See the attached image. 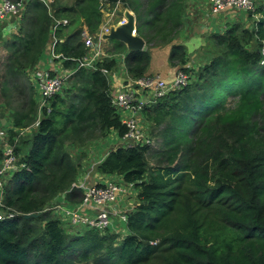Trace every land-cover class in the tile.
Instances as JSON below:
<instances>
[{
    "label": "trees",
    "instance_id": "obj_1",
    "mask_svg": "<svg viewBox=\"0 0 264 264\" xmlns=\"http://www.w3.org/2000/svg\"><path fill=\"white\" fill-rule=\"evenodd\" d=\"M118 1L109 0L108 7ZM120 1L135 14L137 31L147 45H171L170 66L190 77L185 87L143 110L158 148H116L96 168L138 191L127 233L70 232L44 212L55 194L77 181L81 170L71 162L66 143L83 146L112 131L120 137L126 132L102 73L114 69L116 62L106 58L94 70H78L69 90L54 95L39 111L38 125L26 140L28 150L18 162L21 167L4 187V210L14 216L0 221V264H264V0L250 12L260 16L251 27L232 24L223 33L211 34L204 46L205 62L190 73L184 46L173 44L185 0ZM51 5L53 18L67 21L54 33V53L60 56L55 60L66 59L63 67L72 69V59L87 52L82 31L93 35L99 29L100 3L52 0ZM52 20L45 5L26 0L17 34L4 42L8 61L26 59V66H36L51 46ZM109 42L116 54L126 50L121 42ZM148 48L127 53L131 79L144 77ZM21 71L12 65L10 75ZM231 96L238 97L234 108L228 107ZM31 106H36L33 100ZM34 114L16 115L8 125L26 128ZM15 133L8 131L10 142ZM81 194L73 189L66 199L80 200ZM28 214L39 216L24 219Z\"/></svg>",
    "mask_w": 264,
    "mask_h": 264
},
{
    "label": "built area",
    "instance_id": "obj_2",
    "mask_svg": "<svg viewBox=\"0 0 264 264\" xmlns=\"http://www.w3.org/2000/svg\"><path fill=\"white\" fill-rule=\"evenodd\" d=\"M26 0H0V29L6 19L11 15L22 14ZM44 4L53 19V25L50 31L52 43L50 47V55L53 60L58 59L54 53V45L57 40L54 33L58 26H66V20H55L52 16L51 4L52 0H36ZM101 7L102 15L107 13L109 0H98ZM122 1H118L120 3ZM123 3V2H122ZM211 16L219 17L222 14H231V12H253L255 5L252 0H205ZM108 8V9H107ZM127 20L122 17L116 25H124ZM110 28L101 27L95 34L90 35L86 30L81 33V39L84 47L87 49L85 55L78 59H72L74 68L59 71L38 70L36 74L35 87L38 92L41 104L39 109L47 106V101L54 95L59 94L64 85L78 70H94L97 62H99V52L95 49L96 40L109 34ZM132 36H138L135 28L131 32ZM62 42V41H61ZM264 57V46L261 49ZM66 59L58 60L63 63ZM264 65V58L260 62ZM102 73L110 76V72L102 70ZM126 80L116 92H112L111 103L117 112L120 122L125 126L126 132L121 137L127 143V147L131 146H154V139L150 137L144 130L143 110L146 106H150L158 99L163 98L169 91L177 90L185 87L190 83V77L185 72L178 70L173 75V80L167 83L159 76L142 77L138 79ZM38 121L35 122L34 129L37 127ZM16 132V135L10 142L8 131ZM28 129H15L12 125L0 127V221L5 217L12 218L13 213L4 210L2 199L4 195V187L9 178L19 170V157L16 154V146L18 142V133ZM73 187L78 188L77 185ZM136 190L133 184L125 183L121 177H115L111 180L101 183H95L88 187L77 205L69 204L63 200L62 204H55L53 214L67 231H86L95 230L100 233L110 232L123 236L127 233L126 223L128 215L134 210L136 199L131 198L132 193ZM130 197L131 200L126 201ZM68 200V199H66Z\"/></svg>",
    "mask_w": 264,
    "mask_h": 264
},
{
    "label": "crops",
    "instance_id": "obj_3",
    "mask_svg": "<svg viewBox=\"0 0 264 264\" xmlns=\"http://www.w3.org/2000/svg\"><path fill=\"white\" fill-rule=\"evenodd\" d=\"M185 11L182 16V26L179 30L178 35L173 41V44H179L185 47V54L187 53L188 56H185V63L187 66L191 68H197L199 65L205 62L204 55H203V48L206 44V39L213 33H223L225 32L234 22V16L231 14H222L219 17L211 16L209 9L205 3V0H185ZM133 15L135 18V28L137 30V21L135 14L128 8H125L124 3H116L112 7L107 10L105 15H102V20L99 26L101 27L107 26L110 28L109 33L115 30L118 25L117 22L126 15ZM237 21V20H236ZM21 23V15H11L9 16L6 21L4 22L3 26L1 27V34H0V42L4 43L9 41L14 34H17L19 26ZM198 23V24H196ZM231 23V24H230ZM197 25L199 30H195L194 26ZM229 24V25H228ZM84 29V28H83ZM98 29V30H99ZM85 30V29H84ZM192 30V32H191ZM199 32V34H198ZM190 33V37H189ZM197 33V34H196ZM137 34L140 38L139 32ZM143 39V38H142ZM144 41V39H143ZM145 42V41H144ZM96 47L95 49L99 52V60L102 59H111L113 58L116 62V66L114 69L111 70L110 76L108 77L110 87L112 92H116V90L121 87V85L128 79L126 66H125V57L130 50L126 47L122 53H114L113 44L109 42L107 38H101L100 40H96ZM170 47H160L159 50L156 48L159 47H150V63L147 67L144 77H153L159 76L161 79L165 80L167 83L168 77H172L175 73L176 68H172L169 64V52ZM149 49L147 43L145 42V47L142 51ZM202 52V57L199 58V61L202 60V63H192V56L200 55ZM47 62V64H46ZM44 68V70L50 71H59L65 70L62 66L61 61H54L51 57L50 53L46 54L45 57L40 62V67ZM67 71V70H65ZM130 78V77H129ZM173 80V79H172ZM23 129V128H22ZM36 129V128H35ZM116 137L119 139V143L112 149L108 148L106 151L102 152L101 147H96L95 145L89 148L86 151L87 159L85 163H81V170L77 177V185L78 190L81 191V195H83L84 191L95 183L106 182L111 180L116 175L107 176L101 175L96 171L97 166L104 160L106 155L116 149L121 147H127V143L121 139L120 136L114 131L110 132L107 137L104 138V143L111 142L113 140H117ZM118 141V140H117ZM95 144V143H94ZM103 147V146H102ZM87 164V166H86ZM88 170V171H87ZM76 200V199H75ZM75 200H66V203L77 205Z\"/></svg>",
    "mask_w": 264,
    "mask_h": 264
},
{
    "label": "rangeland",
    "instance_id": "obj_4",
    "mask_svg": "<svg viewBox=\"0 0 264 264\" xmlns=\"http://www.w3.org/2000/svg\"><path fill=\"white\" fill-rule=\"evenodd\" d=\"M252 1L254 2L255 7H257L258 6V0H252ZM63 2L64 3L65 2L71 3L72 0H63ZM231 15L234 16V20H235L234 22H232V24H239L242 27H246V28L251 27L254 24V20H256L258 17H260L259 15L253 16L250 12H247V13H245V12H232ZM196 24H198V23H196ZM194 28L196 31L199 30L197 28V25H195ZM191 32H192V30H191ZM198 34H199V32H198ZM177 36H179V35H177ZM189 37H190V33H189ZM50 41H52V36L50 37ZM150 44H152V43H150ZM4 46H5V44L0 42V127L6 126V125L12 123L14 120V117L16 115L25 114L26 112H31L32 110H35L34 121L37 122L39 120V117H40L39 106L41 104V101H43V100L41 98L39 99L38 92H37V89L35 87L36 79H37L36 74L40 73V71H38V70H42V68H39L40 62L45 57L46 54L50 53V48H46L42 52L36 66L28 67V66H26V59L8 61L7 56H9L10 50L8 53V51L4 48ZM148 47H151V46H148ZM156 49L159 50L160 48H156ZM184 49H185V47H184ZM211 49H212V47H211ZM204 50L205 49L203 48V51ZM202 52L200 55L192 56L193 57L192 63H194V65L196 63H199V64L202 63V60L199 61V58L202 57ZM186 56H188L187 53H186ZM54 61H56V60H54ZM46 64H47V62H46ZM12 65L22 68V71L19 73L10 75V70H11ZM23 66H25V68ZM186 67L188 68L187 72L190 73L191 70H189V69L191 67L187 66V65H186ZM178 69H180V68L177 67L175 69V71H178ZM191 69H194V68H191ZM172 79H173V76L167 78L169 83L172 81ZM71 84L72 83L69 79L68 82H66V84L64 85L63 89L61 90L62 95L65 93V91L69 90V88L71 87ZM74 93L75 92H71L68 94H70V96H71ZM32 100L35 102V105H36L35 107L31 106ZM237 100H238L237 96L236 97H232V96L228 97V99H227L228 107L234 108L236 106ZM34 121L31 122L26 128H24V129H28V130H25V131L23 130L21 133L17 134L18 135L17 146L19 145V147H17V148L19 149V152H18L19 159L21 158V156H23L25 154V151L28 150V145H27L26 140H28L30 138V136L32 135V132L35 130L34 129V126H35ZM159 129H161V128H159ZM144 130L147 134H149L148 132H151L153 130V126H151V124H148V125L144 124ZM155 132H154V134H155ZM116 139L118 141L113 140L109 143H107V142L104 143V138L90 140V141H87L83 146L78 145V144H73V143H66V146L64 148L69 153L71 162L74 165L78 164L80 166L81 163H85V160L87 159V156L85 153L89 148L93 147L94 145L96 147L99 146L102 148V152H104L108 148L113 149L120 142L117 137H116ZM155 140L157 143L159 139H157V137L155 136ZM154 146L156 148H158V143L157 144L154 143ZM149 165L150 166L153 165V161L150 158H149ZM18 166L21 167L20 164H18ZM86 166H87V164H86ZM73 185H77V182L75 181L74 183H72L70 185L69 189L67 188L66 190H63V191L55 194L51 198V200L48 202L47 206L44 209V212L48 213L53 218H56V216L53 214L54 205L55 204H62L63 200L66 198L67 194L69 192H71V190H73V189L78 190V188L73 187ZM131 193H132L131 198H133L135 196V199H136L137 193H138L137 189ZM81 198H82V196H81ZM80 200H75V201L79 202ZM129 200H131L130 197H128L126 199V201H129Z\"/></svg>",
    "mask_w": 264,
    "mask_h": 264
},
{
    "label": "water",
    "instance_id": "obj_5",
    "mask_svg": "<svg viewBox=\"0 0 264 264\" xmlns=\"http://www.w3.org/2000/svg\"><path fill=\"white\" fill-rule=\"evenodd\" d=\"M126 20V24L118 26L103 38L123 43L130 52H140L144 49L145 42L139 36L131 35V32L134 29L135 18L133 15L127 14ZM38 216V214H28L24 215V219L37 218Z\"/></svg>",
    "mask_w": 264,
    "mask_h": 264
},
{
    "label": "clouds",
    "instance_id": "obj_6",
    "mask_svg": "<svg viewBox=\"0 0 264 264\" xmlns=\"http://www.w3.org/2000/svg\"><path fill=\"white\" fill-rule=\"evenodd\" d=\"M44 5V4H43ZM51 9H52V5H51ZM24 10V9H23ZM49 13V12H48ZM22 14H23V12H22ZM22 14H21V16H22ZM52 14H53V9H52ZM1 30V29H0ZM176 72V71H175ZM19 157V156H18Z\"/></svg>",
    "mask_w": 264,
    "mask_h": 264
},
{
    "label": "bare ground",
    "instance_id": "obj_7",
    "mask_svg": "<svg viewBox=\"0 0 264 264\" xmlns=\"http://www.w3.org/2000/svg\"><path fill=\"white\" fill-rule=\"evenodd\" d=\"M14 219V218H13Z\"/></svg>",
    "mask_w": 264,
    "mask_h": 264
}]
</instances>
